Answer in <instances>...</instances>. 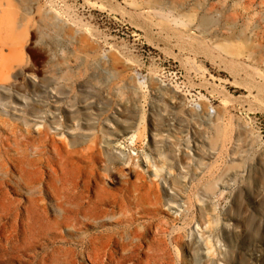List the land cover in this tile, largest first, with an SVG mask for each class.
Instances as JSON below:
<instances>
[{
	"label": "rangeland",
	"instance_id": "rangeland-1",
	"mask_svg": "<svg viewBox=\"0 0 264 264\" xmlns=\"http://www.w3.org/2000/svg\"><path fill=\"white\" fill-rule=\"evenodd\" d=\"M0 1V264H264V0Z\"/></svg>",
	"mask_w": 264,
	"mask_h": 264
},
{
	"label": "bare ground",
	"instance_id": "bare-ground-1",
	"mask_svg": "<svg viewBox=\"0 0 264 264\" xmlns=\"http://www.w3.org/2000/svg\"><path fill=\"white\" fill-rule=\"evenodd\" d=\"M2 5H3V3L0 1V13H3V15H4V16H0V20L2 21L3 19H7V21H9L11 23L10 16L8 15L6 9L5 10L3 9ZM12 27H13V24H12ZM51 194L52 195H55V193H51ZM99 198H100L99 197V193L97 192L95 196H91L89 198V202L98 203L100 201ZM135 249H138V248L132 249V248H126V247H124L122 249L119 257L117 255H115L116 252H114V251H108V253H105V255L107 256V258H109V261L104 260L103 261V264H120V263L123 262L121 260V258H123L124 261L128 260L129 258H131L133 256V253H134ZM89 256H90V253H89ZM131 264H137V262H133Z\"/></svg>",
	"mask_w": 264,
	"mask_h": 264
}]
</instances>
